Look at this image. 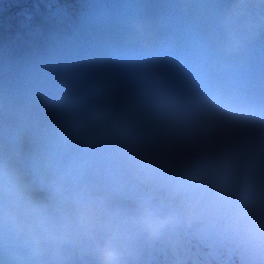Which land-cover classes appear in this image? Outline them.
<instances>
[{
    "label": "clouds",
    "instance_id": "9594fccd",
    "mask_svg": "<svg viewBox=\"0 0 264 264\" xmlns=\"http://www.w3.org/2000/svg\"><path fill=\"white\" fill-rule=\"evenodd\" d=\"M0 49V264H264V0H89Z\"/></svg>",
    "mask_w": 264,
    "mask_h": 264
},
{
    "label": "trees",
    "instance_id": "16d2710c",
    "mask_svg": "<svg viewBox=\"0 0 264 264\" xmlns=\"http://www.w3.org/2000/svg\"><path fill=\"white\" fill-rule=\"evenodd\" d=\"M35 0H0V32L7 26L16 25V17H21Z\"/></svg>",
    "mask_w": 264,
    "mask_h": 264
},
{
    "label": "rangeland",
    "instance_id": "374dc122",
    "mask_svg": "<svg viewBox=\"0 0 264 264\" xmlns=\"http://www.w3.org/2000/svg\"><path fill=\"white\" fill-rule=\"evenodd\" d=\"M39 1H42V2H44V3H49L50 1H52V0H39ZM40 5V4H39Z\"/></svg>",
    "mask_w": 264,
    "mask_h": 264
}]
</instances>
